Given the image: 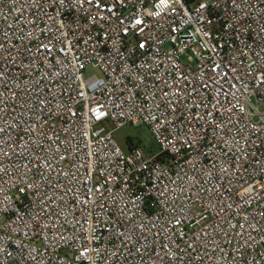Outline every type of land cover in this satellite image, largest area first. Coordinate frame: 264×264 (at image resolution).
Returning <instances> with one entry per match:
<instances>
[{"label": "built area", "instance_id": "obj_1", "mask_svg": "<svg viewBox=\"0 0 264 264\" xmlns=\"http://www.w3.org/2000/svg\"><path fill=\"white\" fill-rule=\"evenodd\" d=\"M0 264H264V0H0Z\"/></svg>", "mask_w": 264, "mask_h": 264}, {"label": "rangeland", "instance_id": "obj_2", "mask_svg": "<svg viewBox=\"0 0 264 264\" xmlns=\"http://www.w3.org/2000/svg\"><path fill=\"white\" fill-rule=\"evenodd\" d=\"M100 75V72L98 70H95L93 68H88L86 72V76H92V75ZM105 127L108 129H112L113 125L109 122L104 123ZM115 137L118 141V143L125 149L128 150L127 146V139L128 137H132L135 139V141H142V145L145 147V150L148 148H151L154 150V152L158 151V145L148 130V128L144 125L140 126H132L128 125L126 127H123L116 131ZM152 146V147H151ZM153 150L151 152H153ZM148 152V151H147ZM150 153V152H149Z\"/></svg>", "mask_w": 264, "mask_h": 264}, {"label": "trees", "instance_id": "obj_3", "mask_svg": "<svg viewBox=\"0 0 264 264\" xmlns=\"http://www.w3.org/2000/svg\"><path fill=\"white\" fill-rule=\"evenodd\" d=\"M134 143H137V144H142V141H135V139L134 138H132V137H128V139H127V146H128V149L134 144ZM152 147V146H151ZM153 149H151V148H148L146 151H148V152H151ZM154 151V150H153Z\"/></svg>", "mask_w": 264, "mask_h": 264}]
</instances>
